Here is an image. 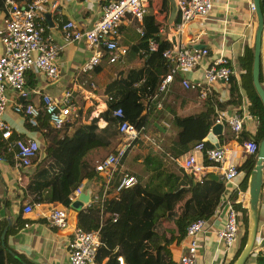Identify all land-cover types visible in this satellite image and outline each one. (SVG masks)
Here are the masks:
<instances>
[{
	"label": "crops",
	"instance_id": "crops-1",
	"mask_svg": "<svg viewBox=\"0 0 264 264\" xmlns=\"http://www.w3.org/2000/svg\"><path fill=\"white\" fill-rule=\"evenodd\" d=\"M19 1L21 2V0ZM52 1L49 0L44 3V9H49ZM108 1L59 0L58 15H50L49 19L45 21L47 37L51 42L59 46V54L56 58L59 76L55 79H49L36 68L29 69L25 73V86L28 95L26 98H22L14 93L11 88H7L6 95L11 102L39 103L41 95L44 93L61 100L64 92L70 89L74 103L78 107L82 106L83 113L84 115L86 114V122L92 117L98 116L106 108L103 89H98L97 92L88 95L87 90L90 91V88L85 84L86 79L84 77L81 79L82 74L84 75L81 71L82 66L90 58L92 50L82 40L67 41L61 31V23L72 20L82 29L90 28L99 19L102 7ZM212 3V9L207 16L194 18L180 32L175 29L176 23L180 20L179 11L175 4L177 12L176 14L174 13L170 0H149V8L146 14L149 12L153 14L157 31L163 25L165 33L162 39L166 38L168 40L166 30L168 27L170 32L178 34L179 44L180 42L185 43L194 49H199L203 46L209 50L208 56L195 68L178 71L177 77L171 83L166 94L165 103L176 110L178 114H181V116L197 114L209 108L212 111V115L215 116L213 124L217 123L216 119L219 115L223 116L219 121L222 124V131L217 135V142L220 147L223 146L229 150L226 162L211 165V161L207 158L200 157V159L208 166L206 169L207 175L214 174L217 176L216 181L223 183L222 195H224L223 168L229 162L240 167L246 161L249 155L244 152L242 144L246 139L255 135L258 127L257 118L249 115V99L246 89L242 85V82H248L246 75L248 64L241 61L245 48H254L257 19L255 12H252L249 8V0H212ZM7 14L8 9L5 0H0V55L3 52L1 37L5 32ZM129 21H122L117 28L120 43L127 48L140 35L138 22L131 18ZM170 48L173 49L172 45ZM140 53H143V50H140ZM220 56L228 58L234 64V74L231 78L236 83L237 90L231 93L230 81L223 82L220 80L212 85L211 91L206 98H201L198 90L199 86L204 82L205 69ZM127 57L130 59V66L140 64L139 57L136 54L128 55ZM183 77L191 82L192 86L190 88L184 89L181 86L179 80ZM259 82L264 89V32L261 40ZM232 115L243 118V126L237 137L233 132H231L232 134H226V118ZM3 118L11 128L12 138L35 139L40 147L34 164L31 162L29 166L23 167L18 164L13 153L5 151L7 142L1 138L0 133V142L2 143L0 156L4 155L6 157L5 160L0 159V223L4 225L2 230L4 234L1 240L6 252L10 255L8 258L9 264H66L68 262L67 241L72 230L78 225V212L91 206L94 196L101 191L98 193L96 191L97 188L92 187L91 181L85 178L80 183V193L74 194V189L69 197V205L67 206L59 202H41L38 198L34 200L35 202H31V198L25 189L28 175L44 158L45 148L50 142L51 136L49 134L52 127L46 118H42L37 127L30 126L26 117L21 113L15 112L11 106L6 109ZM166 122L164 124H167ZM98 123L101 127L105 126V122L102 119ZM155 126L160 130L158 135L165 136L167 133L166 128L157 122H155ZM66 132L69 135L71 129L67 128ZM213 146L216 147L215 144ZM150 150L151 148L147 150L139 144L135 145L128 152L122 163L119 162L116 169H118L119 173L128 170L130 172H138L141 176L146 174L143 171L145 157L149 154L156 155L157 153L155 150L149 153ZM174 162L177 168L183 172L178 163ZM246 174V171L240 170L235 178V181L243 190L248 188L249 176L247 178ZM109 190L107 191L106 199L111 196ZM26 203L33 204L32 212L25 213L23 211ZM54 206L66 209V226L58 227L50 224L48 218ZM224 217L225 214L222 210L217 211L208 221L205 230L198 235L196 257L193 264H230L233 260L240 246L241 238L234 246L226 249L224 242L216 234L224 224ZM242 225L243 222L241 223L243 228ZM257 236L254 251L249 255L245 264H260V262L264 261V245H261L264 238V164L263 183L258 202ZM169 250L173 263L180 264L181 255L186 253V242L183 239L180 242L174 241L169 244ZM105 260L106 258L101 261V264Z\"/></svg>",
	"mask_w": 264,
	"mask_h": 264
},
{
	"label": "trees",
	"instance_id": "trees-1",
	"mask_svg": "<svg viewBox=\"0 0 264 264\" xmlns=\"http://www.w3.org/2000/svg\"><path fill=\"white\" fill-rule=\"evenodd\" d=\"M260 7L264 17V0H260ZM143 28L144 34L136 37L121 59L111 61L112 52L104 49L90 76L82 74L81 79H86L87 87L92 82L95 92L103 89L106 108L86 122V114L81 106L71 115V120L59 128L51 126L45 156L28 175L25 187L31 202L38 198L41 202H59L65 206L69 205L72 191L85 178L99 193L104 179L87 157L100 148H110L113 153L117 151L121 142L118 133L121 119L113 112L118 108H121L124 119L140 130L138 138L126 148L120 163L135 145L148 150L151 144L156 145L154 140H157L156 155L149 154L143 161V171L147 174L145 179L138 172L127 170L137 177L133 186L121 191L109 190L111 196L104 201L102 209L96 203L78 212L77 226L86 230L99 229L101 245L96 259L101 262L106 258L102 264H118V256H122L124 264H174L169 244L183 239L190 222L209 218L214 213L224 188L223 183L208 179L207 174L200 181H195L177 168L174 159L195 144L203 142L205 148L214 147L207 140V134L215 116L209 108L197 114L181 116L165 103L169 87L178 75V72L173 74L166 90L159 89L162 78L169 71V64L162 57V52L171 44L165 38L159 40L155 50L149 49V38L157 39L154 35L157 26L151 12L144 16ZM133 54L139 57L140 64L137 66L129 65L127 56ZM252 59L253 47H246L241 61L248 64V82H242V85L249 99V115L258 120L257 131L251 138L259 145L264 137V105L252 83ZM184 79L180 78L179 81L186 89L182 84ZM229 83L230 92L233 93L237 90L236 83L233 78ZM101 119L105 122L103 127L98 123ZM155 122L166 128L165 136L158 135L160 130ZM67 128L71 129L69 135ZM231 132L227 125L226 134ZM256 153L249 155L237 168L238 171H246L247 178L255 164ZM36 158L37 155L32 160L33 164ZM237 208L241 213L243 232L240 246L230 264L241 252L247 236V209ZM3 228L4 225L0 223V264H9L10 255L1 240ZM260 264H264V261Z\"/></svg>",
	"mask_w": 264,
	"mask_h": 264
},
{
	"label": "built area",
	"instance_id": "built-area-1",
	"mask_svg": "<svg viewBox=\"0 0 264 264\" xmlns=\"http://www.w3.org/2000/svg\"><path fill=\"white\" fill-rule=\"evenodd\" d=\"M49 0H5L8 9L5 20V32L1 40L3 52L0 55V133L1 138L6 140L5 151L13 153L15 159L23 167L29 166L36 157L40 147L35 139L23 140L12 138L9 124L4 120L3 115L8 107L21 113L26 117L28 124L37 127L42 118H46L50 126L59 128L65 122L71 120L78 106L72 98V91L66 90L61 100L53 98L44 93L39 103L32 102H11L6 95V89L11 88L14 93L26 98L25 73L31 68L43 72L47 78L55 79L59 76V68L56 58L59 54V46L49 40L46 35V23L50 15H58L57 7L59 0H53L49 9H44L43 4ZM179 11L180 20L175 25L177 31L197 17H205L212 9V0H174ZM149 8V0H109L102 7L101 15L94 24L87 29L80 28L74 21L67 20L61 23V31L64 38L69 41L82 40L92 50L90 58L83 64L81 71L89 75L93 67L103 56L104 49L110 50L111 61L121 59L128 48L119 41L117 28L122 21L130 22L134 19L138 22L140 36L144 34L142 27L144 16ZM249 8L255 12L253 0H249ZM48 10V11H47ZM165 29L162 26L154 34L157 39L149 38V49L155 50ZM209 50L206 47L194 49L185 43L179 44L178 50L166 48L162 57L169 64V71L160 82L159 89L164 91L172 80L173 74L181 69H193L208 56ZM204 82L199 86V96L206 98L211 91L212 85L222 80L229 82L234 74V64L228 58L218 57L205 69ZM90 76V75H89ZM183 86L188 89L191 83L184 79ZM90 91L87 94L95 93V85L90 82ZM91 95V94H90ZM160 106V102L157 103ZM114 115L121 120L118 126V133L121 142L115 153L106 154L94 164L95 171L104 179L101 192L95 195L92 204H99L102 209L107 198V191L112 188L116 191L133 186L137 177L130 172H118L116 169L126 148L138 138L140 130L134 123L124 119L121 108L114 110ZM220 117V118H219ZM216 119L219 123L223 116ZM243 118L232 115L226 118L227 125L237 137L243 126ZM242 148L248 155L257 151L258 145L253 138L246 139ZM229 150L223 146L205 148L203 142L195 144L186 153L175 158L183 173L191 178L200 181L207 174V167L200 157L207 158L211 165L223 164L226 162ZM5 160L4 155L0 156ZM236 164L229 162L223 168L222 179L225 184V193L222 195L219 205L209 218H198L190 222L186 229L183 241L186 242V253L181 255L180 264H193L196 257L198 235L203 232L210 218L219 210L225 214L224 224L216 234L225 244L226 249L234 246L242 234L241 213L237 206L246 208L248 206V190L235 181L238 173ZM115 181V183H113ZM81 184L75 190L80 193ZM235 194V195H234ZM33 210L32 203L24 204L23 211L30 213ZM116 217V216H115ZM50 224L64 227L67 225V212L64 207L54 206L49 215ZM241 227V228H240ZM101 245L99 229L86 230L76 226L67 241L68 262L66 264H101L97 261L96 255ZM118 264H124L122 256L117 257Z\"/></svg>",
	"mask_w": 264,
	"mask_h": 264
},
{
	"label": "water",
	"instance_id": "water-1",
	"mask_svg": "<svg viewBox=\"0 0 264 264\" xmlns=\"http://www.w3.org/2000/svg\"><path fill=\"white\" fill-rule=\"evenodd\" d=\"M173 6L174 13L176 14L177 9L174 3V0H170ZM255 6V15L257 19V27L254 38V48H253V59H252V83L259 96L261 102L264 105V89L262 88L259 82V69H260V53H261V40H262V32L264 29V17L260 7V0H253ZM167 30V38L171 43L174 50H178L179 47V39L178 34L175 32H170L169 28ZM203 47V46H201ZM222 131V124L215 123L211 127L209 133L207 134V139L211 143L215 144L216 147H219L217 142V135ZM263 164H264V137L260 140L255 164L250 171L249 181H248V206H247V236L244 247L241 252L234 260L232 264H245L249 255L254 251L255 244L257 243V231H258V202L259 196L263 183ZM208 179L217 180V176L214 174H210L207 177ZM197 181V180H195ZM2 233V236L3 237ZM261 245H264V238L261 242Z\"/></svg>",
	"mask_w": 264,
	"mask_h": 264
},
{
	"label": "rangeland",
	"instance_id": "rangeland-1",
	"mask_svg": "<svg viewBox=\"0 0 264 264\" xmlns=\"http://www.w3.org/2000/svg\"><path fill=\"white\" fill-rule=\"evenodd\" d=\"M150 140H151V142H153L152 139H150ZM154 142L156 143V145L151 144L152 147H151V150L149 151V153H152V151H154V150L156 149V146H157V144H158V141H157V140H154ZM111 150H112V149H110V148H106V149H104V148H100V149H97L96 151L91 152V153L88 155L87 159H88L90 162H92L93 164H95V162H96L97 160L103 158L106 154H108L109 152H111ZM134 175H135V174H134ZM135 176H136V175H135ZM142 176H143V178L145 179L147 175H146V174H142Z\"/></svg>",
	"mask_w": 264,
	"mask_h": 264
}]
</instances>
